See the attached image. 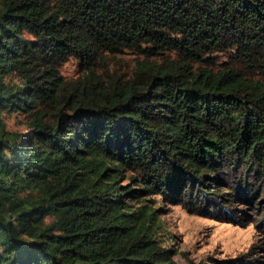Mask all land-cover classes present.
<instances>
[{"label":"trees","instance_id":"16d2710c","mask_svg":"<svg viewBox=\"0 0 264 264\" xmlns=\"http://www.w3.org/2000/svg\"><path fill=\"white\" fill-rule=\"evenodd\" d=\"M155 194L264 213V0H0V264H180Z\"/></svg>","mask_w":264,"mask_h":264},{"label":"rangeland","instance_id":"374dc122","mask_svg":"<svg viewBox=\"0 0 264 264\" xmlns=\"http://www.w3.org/2000/svg\"><path fill=\"white\" fill-rule=\"evenodd\" d=\"M118 57L126 64L125 68L132 63L131 53H121ZM61 72L66 77L80 74L79 59L69 58ZM6 120L11 129L28 131L24 114L7 113ZM152 198L151 204L163 208L161 239L176 252L173 256L178 263L232 264L233 260L242 258L247 260L245 264H264V213L260 204L255 203L257 197L250 204L236 203L240 210L244 208L240 212L241 221L221 220L182 203L163 202L157 194Z\"/></svg>","mask_w":264,"mask_h":264}]
</instances>
